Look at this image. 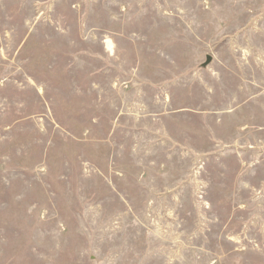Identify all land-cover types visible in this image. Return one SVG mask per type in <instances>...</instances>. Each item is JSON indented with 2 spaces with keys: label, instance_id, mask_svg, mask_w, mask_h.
Here are the masks:
<instances>
[{
  "label": "rangeland",
  "instance_id": "obj_1",
  "mask_svg": "<svg viewBox=\"0 0 264 264\" xmlns=\"http://www.w3.org/2000/svg\"><path fill=\"white\" fill-rule=\"evenodd\" d=\"M0 264H264V0H0Z\"/></svg>",
  "mask_w": 264,
  "mask_h": 264
}]
</instances>
